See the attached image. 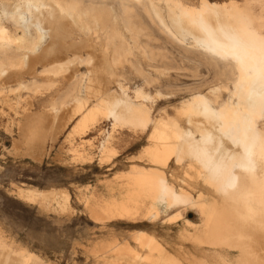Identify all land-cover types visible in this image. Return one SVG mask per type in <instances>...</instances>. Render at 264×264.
Segmentation results:
<instances>
[{"label":"bare ground","instance_id":"6f19581e","mask_svg":"<svg viewBox=\"0 0 264 264\" xmlns=\"http://www.w3.org/2000/svg\"><path fill=\"white\" fill-rule=\"evenodd\" d=\"M204 10L205 5L187 0H0V78L21 77L25 71L35 70L37 64L41 73L70 77L61 94L47 104L39 117L54 121L60 115L70 121L79 115L66 137L71 146L73 137L94 127L98 119L108 120L110 129L97 146L101 157L106 159L114 154L113 134L134 128L131 114L125 111L128 107L124 104L129 103L117 96L110 101L96 102L89 95L104 91L111 84L127 86L117 69L127 65L144 85L156 82L171 70L181 69L182 62L217 69L219 83L210 86L207 93L199 88L193 93L191 90L189 97L179 102L174 117H151L150 104L162 97L159 90L152 94L142 85L132 89L138 102L136 111L143 118L142 129L148 123L156 125L152 138L157 144L144 151L142 157L146 155L150 162L166 166L172 155L176 161L182 153L192 155L202 167L209 169L211 175L207 182L216 198H207L201 193L195 200L182 196L161 173L135 168L132 172L120 173L125 190L120 193H125L121 200L92 202L88 196L83 202L89 217L101 223L116 216L130 219L142 212L157 220L160 214L173 210L175 214L169 219L174 220L182 216L183 210L195 208L203 230L192 237L194 242L224 251L234 250V259L223 260V264H264V0H228L227 19L215 26L208 21ZM159 39L179 46L178 60L166 47L153 43ZM43 87L45 84L32 78L9 85L8 90L23 91L22 96H16L22 101L31 100L29 95L37 94ZM23 93H28V97H23ZM85 103L90 107L84 109ZM67 106L68 118L67 113L60 114ZM18 109H13L14 116L21 120L16 142L22 146L27 136L35 137L32 126L39 117ZM184 137H194L195 141L178 144L177 140ZM26 149L35 156V150ZM69 149L76 160L88 148L83 154L78 148ZM16 190L19 197L29 202L68 210L65 191L33 187ZM137 241L142 247L159 253L155 262L181 264L170 257L164 258L163 251L146 236L139 235ZM5 244L0 240V248ZM118 246L98 248L94 256L99 258L100 253L112 252L133 259L139 257L128 246L126 249ZM20 250L22 253L24 249ZM0 264L40 263L31 253H14L9 249L0 252Z\"/></svg>","mask_w":264,"mask_h":264},{"label":"rangeland","instance_id":"374dc122","mask_svg":"<svg viewBox=\"0 0 264 264\" xmlns=\"http://www.w3.org/2000/svg\"><path fill=\"white\" fill-rule=\"evenodd\" d=\"M187 1L205 5L204 14L212 26L227 19L225 6L228 0ZM184 25L190 27L187 22ZM11 28L15 30L13 27ZM191 30L195 32L194 29ZM153 43L166 47L170 55L178 60V45L167 44L162 39ZM143 65L147 67L146 64ZM39 68L40 64H37L35 70L25 71L21 77L0 78V240L4 244L6 243L4 247L0 248V252H7L11 249L14 253H31L40 264H164V262L154 261L159 258V253L139 245L137 237L144 235L151 239L161 252L163 251L164 258L170 257L181 264H223V260L234 259L236 252L232 249L224 251L192 240L196 233L203 230L200 215L195 208L183 210L182 216L174 220L169 219L175 214L173 210L167 214H160L157 220H153L154 218L151 220L142 212L137 214L139 218L137 215L131 216L130 219L129 216L125 219L116 216L104 219L101 223L102 221L96 222L89 217L87 207L83 202L84 198L88 196L92 198L90 199L92 202L109 201L113 198L121 200L125 194H120L125 192L122 184L123 179L120 178L121 174L132 172L135 168L161 173L174 190L182 196H188L195 200L201 193L207 198H216L211 185L207 182L211 175L209 169L202 167L201 163L192 155L182 153L179 161H176V157L172 155L166 166L150 162L146 155L142 157L144 151L153 149L157 144L152 138L156 125L148 123L147 127L142 129L143 118L139 117V112L136 111L138 102L133 97L132 89L142 85L147 92L152 94L159 90L162 97L159 96L150 104L151 117L155 118L159 115L174 117L179 102L187 99L191 90L193 93L199 88L202 92L205 90L204 93H207L212 86L219 83L216 81L218 79L215 75L217 69L213 71L204 64L195 66L189 62H182L181 69L171 70L169 74L159 76V80L149 85H144L143 80L133 74L134 72L127 65L117 69V73L127 86L107 85L104 91L101 89L89 96L96 102L110 101L116 96L123 98V101L129 103L124 106L128 107V110L125 111L131 114L134 128L117 130L113 134L111 145L114 154L111 158L105 159L97 151V146L110 129L108 120L98 119L94 127H90L80 136H74L71 146L66 141V137L79 119V115H75L70 121L64 120L66 116L63 114L67 113L68 118L67 109L69 106H67L63 108L65 113L63 110L60 113L64 119L60 118V115L57 116L58 119L56 118L58 121H52L51 118L44 121L39 117L44 113L47 104L55 96L61 94L66 83L70 80V77H66L67 75L54 76L41 73ZM80 70L83 71L84 68L81 67ZM32 78L41 81L45 87L35 95L23 93V97L29 95L32 97L31 100L25 98L19 101L16 96L21 95L20 93L23 91L8 90L9 85H15L21 80H31ZM19 98L21 97L19 96ZM16 107L19 108V112H29L39 117L36 125L32 126L35 130V137L27 136L22 146H18L16 142L19 139L18 126L21 123V120L14 116L13 109ZM83 107L87 109L90 104L85 103ZM49 120L51 121L49 122ZM52 122H56V124ZM63 123L67 125H61ZM180 123L183 127H187L185 121ZM57 124L60 125V128ZM55 125L59 129L56 127L57 130H53ZM55 130L58 134L55 133ZM38 131L39 133L36 135ZM80 139L85 141L84 145ZM194 141V137H184L177 140V143L183 145ZM75 143L77 147L74 146ZM25 146L35 150V156ZM71 147L78 148L79 151L83 150L82 154L87 153L83 154V159L76 158L75 160L69 151ZM20 151L21 153H19ZM112 178L114 181H109ZM117 180L118 182H116ZM17 187L65 191L68 194V210H57L52 204L47 209L39 202H29L17 195ZM90 190L92 192L88 193ZM134 216L135 219H133ZM112 244L120 245L118 247L122 249H126L125 246H128L137 252L139 257L133 259L125 254L112 252L98 253L99 258L94 256L96 249L103 250L105 247L108 249V245ZM18 250L26 252L22 251L21 253ZM100 256L103 258L100 259Z\"/></svg>","mask_w":264,"mask_h":264}]
</instances>
